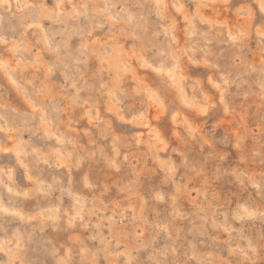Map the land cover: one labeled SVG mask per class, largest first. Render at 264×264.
<instances>
[{
  "label": "clouds",
  "instance_id": "9594fccd",
  "mask_svg": "<svg viewBox=\"0 0 264 264\" xmlns=\"http://www.w3.org/2000/svg\"><path fill=\"white\" fill-rule=\"evenodd\" d=\"M0 264H264V0H0Z\"/></svg>",
  "mask_w": 264,
  "mask_h": 264
}]
</instances>
